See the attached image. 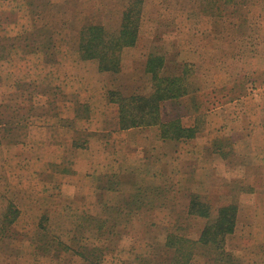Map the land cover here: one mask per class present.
I'll return each instance as SVG.
<instances>
[{
    "label": "rangeland",
    "instance_id": "obj_1",
    "mask_svg": "<svg viewBox=\"0 0 264 264\" xmlns=\"http://www.w3.org/2000/svg\"><path fill=\"white\" fill-rule=\"evenodd\" d=\"M38 1L0 0V219L18 211L0 264H217L192 195L212 217L235 207L233 264H264V0H143L114 74L80 55L79 31L117 32L122 0ZM150 52L189 85L160 108L194 128L187 140L118 128L108 92L149 93Z\"/></svg>",
    "mask_w": 264,
    "mask_h": 264
},
{
    "label": "trees",
    "instance_id": "obj_2",
    "mask_svg": "<svg viewBox=\"0 0 264 264\" xmlns=\"http://www.w3.org/2000/svg\"><path fill=\"white\" fill-rule=\"evenodd\" d=\"M123 12L120 28L117 32L107 33L102 26L85 25L79 31L78 51L83 58L95 59L98 63V71L116 73L120 71V53L124 47H131L137 43L139 37V19L143 0H122ZM206 4L213 10L222 9V5L232 3L231 9L242 6L243 0H206ZM45 0L38 3L32 2L33 8L43 7ZM35 5V6H34ZM233 14V12H232ZM216 15V14H215ZM221 15V14H220ZM49 54V53H48ZM167 58L162 52H150L146 57L145 72L149 75L151 91L147 94L124 95L119 91L108 92L110 102L118 104V128L125 130L136 127L159 126L158 137L162 140L177 141L181 138L189 139L193 136V127H184L180 118L175 116L163 120L160 111L163 101H174L188 92L189 85L186 78L179 75L162 74L166 66ZM196 196L192 195L188 208V214L197 212L207 221L200 232L199 246L212 253L213 262L217 264H233L228 254L223 251L225 239L233 233L235 226V207L230 204L219 207L216 216L212 217L209 205L196 202ZM197 205V208H195ZM141 206V205H140ZM139 207V206H137ZM195 208V209H194ZM18 211L13 204H9L0 219V239L10 238L13 234L12 224L16 220ZM168 243L175 245L180 241L176 236L168 235ZM180 251L178 246L177 253ZM182 256V255H180ZM230 257V256H229ZM172 259L171 264H186L181 259Z\"/></svg>",
    "mask_w": 264,
    "mask_h": 264
}]
</instances>
